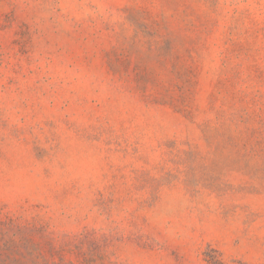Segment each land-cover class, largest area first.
Returning a JSON list of instances; mask_svg holds the SVG:
<instances>
[{
    "label": "rangeland",
    "instance_id": "obj_1",
    "mask_svg": "<svg viewBox=\"0 0 264 264\" xmlns=\"http://www.w3.org/2000/svg\"><path fill=\"white\" fill-rule=\"evenodd\" d=\"M264 264V0H0V264Z\"/></svg>",
    "mask_w": 264,
    "mask_h": 264
},
{
    "label": "trees",
    "instance_id": "obj_2",
    "mask_svg": "<svg viewBox=\"0 0 264 264\" xmlns=\"http://www.w3.org/2000/svg\"><path fill=\"white\" fill-rule=\"evenodd\" d=\"M210 263H212V264H222V262L220 261V260H218V258L217 257H215V258H210Z\"/></svg>",
    "mask_w": 264,
    "mask_h": 264
}]
</instances>
